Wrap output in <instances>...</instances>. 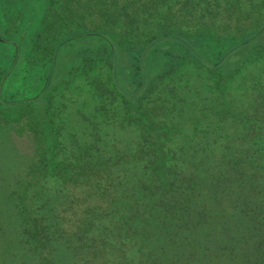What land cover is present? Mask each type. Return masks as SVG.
Segmentation results:
<instances>
[{
	"label": "trees",
	"instance_id": "obj_1",
	"mask_svg": "<svg viewBox=\"0 0 264 264\" xmlns=\"http://www.w3.org/2000/svg\"><path fill=\"white\" fill-rule=\"evenodd\" d=\"M22 2L37 30L17 64L48 62L43 77L54 81L4 113L26 117L37 145L0 192V264H264V52L220 67L264 29V0ZM87 38L92 51L78 46ZM68 45L80 54L72 67L86 81L88 130L59 145L37 126ZM165 49L148 77V54ZM120 50L133 54L126 84ZM97 61L100 78L90 75Z\"/></svg>",
	"mask_w": 264,
	"mask_h": 264
},
{
	"label": "rangeland",
	"instance_id": "obj_2",
	"mask_svg": "<svg viewBox=\"0 0 264 264\" xmlns=\"http://www.w3.org/2000/svg\"><path fill=\"white\" fill-rule=\"evenodd\" d=\"M22 1L0 0V37L4 39L3 41L0 40V192L6 191L7 186L22 179L26 167L35 153V145H37L35 131L32 125L28 124L26 117H21L20 120L16 121L11 119L5 120V111L17 109L18 107L13 102L10 104L8 101L24 98L25 96H28V100L36 99V93L40 86H46L47 83L54 81H51V78L44 80L43 77L45 76L48 62L35 67H28L25 62H23V65L17 64L21 59V51H26L24 49L26 44L27 46L30 44L37 30V28L35 30L27 28L29 20L28 18L23 19L25 15L21 16ZM16 10L18 11V20L15 17ZM6 18L10 19V23L7 24ZM22 20L23 22H21ZM12 29H15V31L9 34L8 31ZM20 29L21 34H19ZM25 32L27 33V41L24 39V44V42L20 41V38ZM77 43H79V48H83L80 49L83 51L84 49H87L85 51H92L94 46H96L90 38L80 39ZM195 43L196 45H201V47L209 48L204 44L203 39H195ZM169 48L172 54L176 53L174 46H169ZM241 48V50L235 51V60L232 62L225 61L220 67L226 69L231 64L233 65L235 62L245 59L255 48L261 49L260 53H263L264 29ZM165 51L167 52L165 49L159 53V51L154 50L148 54V62L146 63L148 77L150 74L156 75L160 73L162 63L164 62V60L162 62L160 60L162 56L166 55ZM208 52L209 56L213 57L214 53L211 50ZM119 55L116 73L121 84H126L132 77V68L130 69V67L132 65L131 57L133 54L120 50ZM175 55H180V49H178L177 54L172 55L173 58ZM79 58L80 54L77 55L71 45L65 48L61 47L58 50L55 66L52 71V77L57 79L58 88L56 87L57 89L53 96L49 116L46 117V115L42 114L37 126L38 129H42L43 126L45 133L46 129H48L52 136L55 135L59 141V145L78 144L80 140L76 142L72 141L71 132L75 131L77 133L88 130L85 123L79 119L81 111L88 112L85 103L87 97L84 95L86 89L83 86V83L86 81L77 80V78L82 77V74L75 75L74 73V67L79 63L77 62ZM166 58L169 59L171 56H167ZM93 66L96 68L90 70V75L100 78L102 72H104L101 61L95 62ZM192 67V64H189V68L193 69L194 67ZM68 68H70L69 71ZM62 81L65 82L60 84ZM79 85L80 88L78 87ZM74 86L75 88H73ZM79 90L80 93L77 92ZM39 108L35 107L37 111Z\"/></svg>",
	"mask_w": 264,
	"mask_h": 264
},
{
	"label": "crops",
	"instance_id": "obj_3",
	"mask_svg": "<svg viewBox=\"0 0 264 264\" xmlns=\"http://www.w3.org/2000/svg\"><path fill=\"white\" fill-rule=\"evenodd\" d=\"M26 36H27V33H26L25 38H24L27 41Z\"/></svg>",
	"mask_w": 264,
	"mask_h": 264
}]
</instances>
